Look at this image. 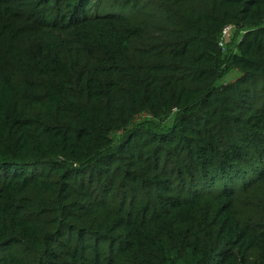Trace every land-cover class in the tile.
Returning a JSON list of instances; mask_svg holds the SVG:
<instances>
[{"label": "trees", "instance_id": "obj_1", "mask_svg": "<svg viewBox=\"0 0 264 264\" xmlns=\"http://www.w3.org/2000/svg\"><path fill=\"white\" fill-rule=\"evenodd\" d=\"M0 264H264V0H0Z\"/></svg>", "mask_w": 264, "mask_h": 264}, {"label": "rangeland", "instance_id": "obj_2", "mask_svg": "<svg viewBox=\"0 0 264 264\" xmlns=\"http://www.w3.org/2000/svg\"><path fill=\"white\" fill-rule=\"evenodd\" d=\"M244 33L245 30L243 27H235L228 34L222 35L220 39V43L223 44L224 49L222 51L223 56L217 63V66L222 73V77L219 81V84H225L226 82H230L234 80L238 75V71L233 66L231 60L232 56L238 52V45ZM177 119V113H174L163 120L154 119L146 114H143L138 118L137 121L139 122L135 124L134 127L167 129L173 126L177 122Z\"/></svg>", "mask_w": 264, "mask_h": 264}, {"label": "built area", "instance_id": "obj_3", "mask_svg": "<svg viewBox=\"0 0 264 264\" xmlns=\"http://www.w3.org/2000/svg\"><path fill=\"white\" fill-rule=\"evenodd\" d=\"M235 27L232 25H228L223 29V35L228 34L230 31H232ZM221 48L224 49L223 44H220Z\"/></svg>", "mask_w": 264, "mask_h": 264}]
</instances>
